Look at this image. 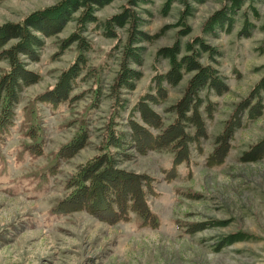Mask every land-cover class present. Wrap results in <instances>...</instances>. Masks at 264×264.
Segmentation results:
<instances>
[{
	"label": "rangeland",
	"instance_id": "374dc122",
	"mask_svg": "<svg viewBox=\"0 0 264 264\" xmlns=\"http://www.w3.org/2000/svg\"><path fill=\"white\" fill-rule=\"evenodd\" d=\"M60 1L0 0V36L10 30V23ZM75 1L73 15L54 34L46 36L35 30L31 25L38 18L27 24L31 40L39 37L43 45L36 46L33 55L22 56V65L38 73L39 78L21 92L14 126L0 142V264H264V154L260 157L255 152L264 145L258 144L247 158H241L249 146L264 141V106L253 118L241 109V125L234 131L224 163L212 167L204 164L206 154L215 144L214 136L226 118L233 111L238 112L241 101H248L251 90L261 89L256 84L264 76V0H105L100 6L92 3L95 0ZM83 2L86 11L99 19L120 20L130 15L129 22L115 25L120 33L118 46H114L116 37L106 35L91 22L86 23L84 30L78 29L82 36L79 42L77 35L70 38L76 30L75 15L83 8ZM237 2L240 4L236 6ZM51 11L40 13L38 24L43 29L49 23L46 15ZM221 11L226 18L232 15L231 24H217L211 27L213 32L203 31L209 16L217 17ZM17 35L12 29L13 37L8 41L14 43ZM198 36L205 46L200 49V57L199 51L195 52V59L213 66L226 86L223 91L220 86L217 93L210 94L217 106L206 120L208 136L202 140V152L192 149V172L187 174L181 162L178 175L167 181L161 169L170 165L169 152L149 150L141 154L129 146L119 153L114 167L104 173L109 178H116L118 173L127 180L125 175H152L158 195L149 196V201L160 218L159 225H141L134 214L114 221L103 215L99 205L94 210L100 217L83 209L57 213L58 202L66 199L65 182L70 174L99 152L112 105L109 89L117 75L119 46L122 48L129 38L140 50V62L131 59L127 63L128 68L140 74L132 78L133 87L122 90V96L131 104L148 89L153 72L167 70L169 60L156 58L158 50L179 45V55L191 53L185 45ZM86 39L84 56L88 64L105 67L100 86L92 84L88 75L72 90L80 94L70 104L54 111L42 105L32 110L35 94L56 82L61 70L74 59L77 45L84 46ZM195 48L199 49L198 44ZM208 48L212 49L209 55L203 51ZM6 67V60L0 58V74ZM196 67L184 72L174 86H167L161 104L151 105L165 124L172 118V112L166 108L181 97ZM260 96V103L264 104V89ZM255 101L256 97L249 103ZM83 111H87V142L59 163L56 173L45 172L54 161L57 148L80 126ZM122 117L124 120L125 116ZM26 120L31 124L39 122L38 134L44 145L41 155L21 149L29 141L21 132ZM120 127L127 128L124 124ZM129 181L131 188L136 189V180Z\"/></svg>",
	"mask_w": 264,
	"mask_h": 264
},
{
	"label": "trees",
	"instance_id": "16d2710c",
	"mask_svg": "<svg viewBox=\"0 0 264 264\" xmlns=\"http://www.w3.org/2000/svg\"><path fill=\"white\" fill-rule=\"evenodd\" d=\"M75 2L77 1L61 0L56 4L57 8L53 5L38 9L35 11L37 13L32 12L37 14V16L33 17L34 14H28L22 19L10 23L7 26H10V30L5 35L0 36V58L5 59L7 62L6 69L0 74V142L10 134L14 126L15 109L21 98V92L39 78L38 73L26 69L22 65L24 62L23 57L33 55L36 52L35 47L41 48L43 45V40L39 39V37H36L34 42L31 40L32 33L28 31L27 24L30 20L34 21L38 18L35 21L37 23L31 26L46 36L54 34L73 15V10L77 6ZM104 2L105 0H95L92 3L100 6ZM83 3V8L75 15L76 30L71 34L70 38H77V35L79 36L77 42H79L82 36L78 29L84 30L86 23L91 22L94 27H101L106 35L116 37L117 42L114 46H118L120 33L115 29V25L129 22L130 15H125L120 20L115 17L99 19L93 12L86 11L87 5L85 2ZM239 4L240 2H237L236 6ZM44 10H52L51 13L46 15L49 23L43 25L45 29L41 27V24H38L41 23L39 20L40 13ZM223 12L221 11L217 17H213V14L210 15L209 21L206 20L203 25V31L213 32L211 27L217 24L219 26L222 25V27H225V25L228 27L233 18L232 15L226 18V14ZM12 29L18 33L17 40L14 43L8 41L9 37H13ZM129 33V35L133 33V28ZM199 37L193 38L186 43L185 49L191 53L179 55V45L162 47L158 50L155 54L156 58L160 56L167 57L169 60L168 68L164 71L156 70L153 72L148 89L141 93L138 99L131 104H128L127 99L122 96V90L133 87L135 83H132V78L134 79L140 74L139 71L130 69L127 66L128 61H131V59L140 62V50L133 45L129 38L124 42L122 48L119 46L120 54L117 75L112 80L109 89V94H112V105L104 123V133L98 145L99 152L79 165L76 171L70 174L65 182L67 196L64 197L66 198L65 200L58 202L59 204L55 208L57 213L62 214L73 209H83L92 215L99 216L94 210L99 205L102 206L100 207L102 211L106 210L105 212L103 211L105 213L103 215H109L114 221L125 220L134 214L138 217L141 225L152 227L159 225L160 218L152 210L149 201V196L158 195L152 175L145 172L135 173L134 176L125 175L128 176L129 180H136L137 186L134 189V187L131 188L129 185L131 181L119 176L118 173L116 178L106 177L104 173L114 167L115 162L119 160V153L129 146L141 154L149 150L169 152L171 154L170 165L161 169L163 178L167 181H171L178 175L177 167L181 162L186 166L187 174L192 172V149L199 153L202 152V140L208 136L206 120L211 118L217 106V101L210 99V94L212 92L217 93L220 86H223L221 88V91H223L226 86L213 66L208 62L200 63L195 59V52L199 51L200 57V49L205 46L201 43ZM145 38L147 37H143V39ZM67 40L68 38H66ZM85 42L87 43L84 46L81 44L77 45L74 59L67 67L61 70L56 82L35 94L34 99L31 101L32 110L34 106L42 105L54 111L63 104H70L80 94V92L73 93L72 90L80 82L84 81L88 75L91 77L92 84L100 86L103 74L101 72L105 67L102 64L98 66H90L88 64L87 57L84 56L86 50L84 48L88 46V40L86 39ZM196 44L199 46L197 50L195 48ZM203 51H206L209 55L212 49L208 48ZM193 66H197L196 70L187 81L181 97L166 108V111L170 110L169 112H172V118L165 124L161 115L151 105L161 104L165 100L167 86H174L183 73L191 71ZM256 85L260 86L261 89L256 92L252 88L248 101L243 100L237 105V109L238 107L240 108L238 112L236 110L235 112L233 111L223 122L221 130L214 136L215 144L204 159V164L207 166H220L224 163L231 147L234 131L241 125L240 110L242 109L248 118H253L257 113L261 112L264 104L260 103V93L264 89V76ZM202 91L203 95H201ZM254 97H256L255 103H249L250 99ZM94 100L96 101L95 105L97 104V95H95ZM124 111L125 114L122 115L121 113ZM86 114L87 111H83L79 123L80 126L70 139L57 148L54 161L45 172L56 173L59 163L68 159L79 147L87 142L89 130L86 123H84ZM122 116H125L124 120H122ZM26 121L21 132H23L24 138L29 141H26L21 149L31 155H41L44 145L38 134L39 122L34 121L31 124L30 120H28L26 124ZM122 124L127 128L120 127ZM258 144L264 145V141L249 146L242 153L241 158H247ZM255 152H259L261 157L264 154V148L257 149ZM121 193L124 194V198H121ZM116 194L117 196H115ZM70 200L73 201V205L70 204ZM98 200L100 201L97 202ZM64 201H69L70 203L63 204ZM94 205L96 206L94 207Z\"/></svg>",
	"mask_w": 264,
	"mask_h": 264
},
{
	"label": "bare ground",
	"instance_id": "6f19581e",
	"mask_svg": "<svg viewBox=\"0 0 264 264\" xmlns=\"http://www.w3.org/2000/svg\"><path fill=\"white\" fill-rule=\"evenodd\" d=\"M56 90V89H55ZM55 93V92H54ZM115 196H117V194L115 195ZM71 201V200H70Z\"/></svg>",
	"mask_w": 264,
	"mask_h": 264
}]
</instances>
